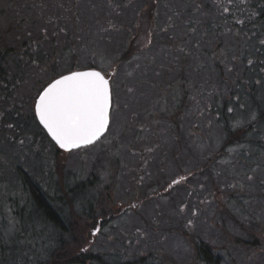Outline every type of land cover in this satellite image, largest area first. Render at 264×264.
I'll return each mask as SVG.
<instances>
[{
	"label": "rangeland",
	"instance_id": "374dc122",
	"mask_svg": "<svg viewBox=\"0 0 264 264\" xmlns=\"http://www.w3.org/2000/svg\"><path fill=\"white\" fill-rule=\"evenodd\" d=\"M156 2L152 44L122 61L148 0H54L47 13L53 25L36 53L31 44L41 20L25 8L20 25L14 5L0 0L1 207L9 195L27 202L25 177L37 183L70 220L68 248L86 264L89 257L98 264H202L201 242L220 264H264V122L250 129L244 148L220 154L223 114L246 108L230 122L246 128L255 122L248 110L256 119L263 105L264 14L256 6L264 0ZM240 11L257 20L251 40L243 38V18L232 17ZM60 17L66 34L77 36L79 24L84 32L76 65L55 63L63 56L57 47L51 55ZM69 38L58 34L56 42ZM26 49L31 55L14 56ZM78 68L109 79L110 124L99 142L65 153L45 136L34 99L57 75ZM32 214L28 205L23 236L44 244L51 225ZM8 217L0 213L2 223Z\"/></svg>",
	"mask_w": 264,
	"mask_h": 264
},
{
	"label": "trees",
	"instance_id": "16d2710c",
	"mask_svg": "<svg viewBox=\"0 0 264 264\" xmlns=\"http://www.w3.org/2000/svg\"><path fill=\"white\" fill-rule=\"evenodd\" d=\"M156 1L157 0H148V3L139 13V31L136 33L137 35L131 39L130 46L127 49L125 57L122 61L130 59V57L134 54L147 49L150 44H152L156 8L158 4ZM243 7H245L244 12L248 10L246 5ZM256 9L260 10L261 14H264V7L260 8L256 6ZM222 11L225 12V9H222ZM244 12H232V17L241 16L243 18L241 21L242 25L248 27L247 33H243V38L251 40L253 36L250 33H258L252 28V25L257 20L249 19L250 13L243 14ZM226 13H228V11ZM224 20L228 24L226 16ZM260 22V28L264 29V23L262 21ZM225 30H227L226 27L224 31ZM217 67L221 68V65L217 64ZM178 90H180V88ZM261 103H263V105L260 106L256 119L251 118L255 115V112L248 110L247 120L251 118V121L255 122L246 128H234V126H231L230 124L236 114L241 112L244 108L242 110L237 108L232 111V114L230 113L227 116L223 114V121L227 123L228 128L225 130L226 137L221 146L220 154L234 153L236 149L244 148L249 143L247 142V137L250 129L253 130L264 122V98L261 100L260 104ZM256 104L258 103H255V105ZM252 105L255 106L254 104ZM253 108L254 107L251 109ZM245 111L246 108L244 109V112ZM219 120H222V118ZM232 128L235 130H232ZM45 136L47 137V135ZM255 165H253V167H255ZM248 171H250V168ZM23 186L26 188V192L28 193L27 202H23L22 200L20 202L18 199H14L13 196L10 197L9 195L5 199L3 208L0 204V213L3 211V215L8 214L9 216L8 221L5 224L0 221V264H86V262H83L85 260L84 256L78 257L79 255H73L70 253L71 251L68 247L70 241L72 240V238L69 237L72 233V225L70 220L66 219V215L63 211L53 206L51 200L40 188V186L34 181H30L28 177L24 178ZM168 190L169 188L163 191V193L158 194L163 196L168 193ZM79 193L80 191L76 195H79ZM28 205H32L33 214L37 215L41 219V222L46 221V223L48 222L51 225L50 232L46 229L48 239L44 243L45 246L42 243L38 245L37 242H33L32 240H29L28 237L23 236L24 233H26L25 230L27 227L23 219L25 218V208ZM30 219L31 218H27V220ZM197 255L202 264H220V260L214 257L210 247L204 245L203 242H201L197 247ZM89 258L91 259L87 261H90L91 264H93V262L98 264V257ZM125 264L146 263L141 260Z\"/></svg>",
	"mask_w": 264,
	"mask_h": 264
},
{
	"label": "snow or ice",
	"instance_id": "6c2138e0",
	"mask_svg": "<svg viewBox=\"0 0 264 264\" xmlns=\"http://www.w3.org/2000/svg\"><path fill=\"white\" fill-rule=\"evenodd\" d=\"M111 106L110 82L95 70L61 75L34 99V112L40 123L55 143L69 153L99 140L108 127ZM242 127V121L234 125V128ZM99 231L97 228L93 234Z\"/></svg>",
	"mask_w": 264,
	"mask_h": 264
},
{
	"label": "flooded vegetation",
	"instance_id": "af4514ba",
	"mask_svg": "<svg viewBox=\"0 0 264 264\" xmlns=\"http://www.w3.org/2000/svg\"><path fill=\"white\" fill-rule=\"evenodd\" d=\"M6 1L8 3H12L14 5V9H13L14 15H15L14 19L17 20L18 24H20V25L22 24L21 11L25 12L26 11L25 8H32L33 12L35 13L34 22L36 24L39 22V20H41L42 25L44 27L42 29L36 25L35 32L33 33L34 39H33V42L31 44L32 53L39 52L40 51V47L38 46L39 39L40 40H47V36L49 35L48 31L50 30V28H48V27L50 24H51V26L53 25V17H50V19H48L47 16L49 14L47 15V13L49 12V8L52 7L54 0H6ZM59 6L61 7V5H59ZM67 11H71V10H67ZM1 14H2V19L4 21H6L8 19L7 17L9 16V11L3 10L1 12ZM66 20L68 21L69 17ZM55 22L56 21H54V23ZM63 22H64V18L60 17L59 24L52 28V31H51L52 35H50V36H52V40L50 42V48H51V55H52V53H54V51H58L57 48L60 49V52L63 56L59 59H55V63L60 62V64L63 65V67H66V66L72 64L71 63L72 60H73V62H75V65L77 64L76 63L77 60L75 58L74 51H75V49H78V50L80 49V46L83 44L85 35H84L83 30L80 27V24L78 25V28H77V30H78L77 36L74 33V30L69 34H66L63 30L65 27V24H62ZM70 23L72 24V27L75 28L74 20L73 21L70 20ZM226 24H227V22H226ZM58 34H59L60 38L64 35H69L70 38H69L68 43L65 42L61 45L60 44L61 42H56ZM30 36L32 37V33L30 34ZM26 45L27 44H22V46L24 48H26ZM16 52H17V55H14V56L19 57L20 59H22L23 55H31V54H26L27 49L25 50L24 54L21 53V51H16ZM0 55H1V58L4 57L1 45H0ZM32 61L37 62L35 60H32ZM70 71H85V70H80L79 68L77 70L76 69H70L67 72L65 71L66 72L65 74L57 75L55 79H58L61 75L69 74ZM51 82H53V81H51Z\"/></svg>",
	"mask_w": 264,
	"mask_h": 264
},
{
	"label": "water",
	"instance_id": "95a60500",
	"mask_svg": "<svg viewBox=\"0 0 264 264\" xmlns=\"http://www.w3.org/2000/svg\"><path fill=\"white\" fill-rule=\"evenodd\" d=\"M85 71H89V70H85ZM37 117V116H36ZM37 120H38V122H39V125L44 129V131L46 132V134L48 135V137L51 139V141L56 145V147L59 149V150H61V151H65V150H63V149H61L56 143H55V141L52 139V137L48 134V132H47V130L43 127V125L40 123V121H39V119H38V117H37ZM109 125V124H108ZM108 128V127H107ZM106 131H107V129H106ZM106 131H105V133H106ZM105 133L99 138V140L105 135ZM98 141V140H97ZM96 141V142H97ZM81 148H83V147H81ZM80 148V149H81ZM78 150V149H77ZM65 152H67V151H65Z\"/></svg>",
	"mask_w": 264,
	"mask_h": 264
}]
</instances>
